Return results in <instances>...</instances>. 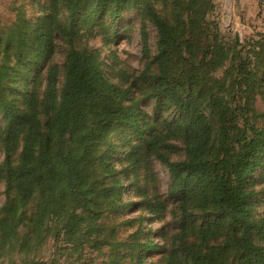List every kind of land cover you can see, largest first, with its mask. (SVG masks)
<instances>
[{
  "label": "trees",
  "instance_id": "1",
  "mask_svg": "<svg viewBox=\"0 0 264 264\" xmlns=\"http://www.w3.org/2000/svg\"><path fill=\"white\" fill-rule=\"evenodd\" d=\"M168 1L173 22L161 18L146 0H46L39 20L31 23L18 16L2 35L0 116L4 128L0 136L7 145L20 135L22 145L18 163L12 164L6 155L1 170L7 199L0 209V249L7 246L27 254L39 243L33 238L53 232L49 237L53 256L47 264H62L61 252L75 256L66 264H80L85 248L116 247L118 242L100 239L106 230L97 223L104 212L120 207L117 201L123 188L112 166L116 150L107 142L110 134L118 133L128 150L123 161L132 169L141 168L143 158H154L168 170V197L179 212L168 263L223 264L227 245L203 249L208 229L225 227L231 232L239 264H264V249L253 241L264 232L252 218L253 193L248 190L251 173L264 163V120L258 126L245 118L264 71L259 78L245 55H233L217 41L215 31L209 34L204 22L209 0ZM137 4L144 5L158 42L153 60L157 72L146 70L135 80L150 86L146 99L155 100L156 114L172 108L183 122L178 129L185 157L180 161L169 160L160 150L159 144L173 131L159 136L145 121L138 103L129 98L131 87L110 84L93 54L69 52L60 91L56 67L46 65L58 34L65 33L71 40L109 9L111 18L117 20ZM92 5L93 11H88ZM60 6L68 16L67 26L59 20ZM142 44L147 54V44ZM257 46L264 51V42ZM227 63L219 77L214 75ZM44 69L45 93L39 108L33 106V94L25 86L33 73ZM9 72L18 74L21 85L17 89L10 88L15 78ZM227 81L230 99L225 95ZM12 94L30 108L16 107L10 101ZM40 110L46 114L45 124L39 119ZM94 166L109 176L93 178ZM31 203L33 209L27 215ZM144 208L150 214L163 210L155 200H147ZM195 219L201 221L199 243L188 240ZM19 227L27 233L20 235ZM136 234L126 244L130 252L141 256L158 249L150 241L140 242Z\"/></svg>",
  "mask_w": 264,
  "mask_h": 264
},
{
  "label": "rangeland",
  "instance_id": "2",
  "mask_svg": "<svg viewBox=\"0 0 264 264\" xmlns=\"http://www.w3.org/2000/svg\"><path fill=\"white\" fill-rule=\"evenodd\" d=\"M209 1L210 9L204 17L209 34L215 31L214 35L217 41L224 44L228 50L232 51L233 55L236 53L245 55L244 57L250 60V66L257 71L260 78L261 72L264 71V51L258 50L257 45L264 42L262 0H260L257 9H253V6L247 3L242 5L241 0ZM146 3L161 18L168 22L174 21L175 15L170 1L146 0ZM45 5L46 0H0V38L18 16H24L31 23L39 20L43 16ZM88 11H93V5L88 7ZM109 11L110 9L96 17L99 19L90 29L87 25L91 24L84 25L80 33L71 40L65 33L56 36L54 51L46 65L47 67L50 65L56 67L57 89L60 91L62 88L64 68L72 49L84 50L93 54L103 76L110 84L122 88L131 87L129 98L138 103L144 112L145 121L159 136H163L169 129L173 131L159 144L160 150L171 161L183 160L185 155L182 131L178 129V127L182 129L183 122L172 108H166L156 114L154 111L155 100L146 99V96L151 93L150 86L135 80L146 70L148 74L157 72V64L153 61L157 54V30L144 12L143 4H137L124 10L117 20L111 18ZM58 17L63 25H68V16L64 6L59 7ZM236 35L238 41L235 40ZM143 41L147 44V54L143 48ZM1 61L2 55L0 54ZM228 64L214 75L219 77ZM8 65L12 66L13 62L10 60ZM45 71L46 69L33 73L25 86L29 95L33 94V101L35 100L33 106L39 108L45 93ZM8 74L11 75V79L15 78V84L10 85V88L17 89L21 85L17 77L18 74L10 72ZM226 83L225 95L230 99L232 97V92L229 89L230 83L228 81ZM10 101L20 110L27 111L30 108L14 94L10 96ZM39 112V119L41 123L45 124L46 114L42 110ZM208 118L212 120L211 115ZM245 118L258 126L264 120V77L258 82ZM168 124L170 126L167 128ZM3 128L4 122L0 116V133ZM20 137L19 135L6 145L0 136V209L7 199L6 185L1 170L6 155L9 156L12 164L18 163L22 145ZM120 138L118 133L110 134L107 137V142L116 150L112 166L117 172L118 184L123 188L121 197L117 201L120 207L117 211L104 212L103 217L97 223L106 230V235L100 239L118 242V246L114 245L112 248L109 245L101 246L95 251L85 248L80 264H179L178 261L168 263L169 253L176 242V226L179 216L176 204L169 199L167 193L170 184L168 170L154 158H143L142 167L137 170L132 169L123 161V156L128 150L126 143ZM131 144L134 143L131 142ZM108 176L102 168L93 167V178L99 179ZM248 190L253 193L252 218L264 232V163L251 173ZM147 200H155L163 210L150 214L144 208ZM32 209L33 203L27 206L26 214L30 215ZM200 225L199 219L192 221L188 237L191 242L199 243ZM18 232L22 235L27 233V230L19 227ZM208 232L207 248L203 251H209L212 246L216 248L225 244L228 248L222 256L223 264H239L238 252L232 248L234 244L230 241L231 232L225 227L208 229ZM134 233H137L136 238L140 242L150 241L158 246V249L141 256H138V252H130L126 248V244L133 240ZM51 236H53V232L42 234L39 240L33 238V242L39 241V243L27 254L17 253L5 246L0 249V264L50 263L49 259L53 256L54 250L51 244L53 241L49 238ZM253 241L264 249V234L254 237ZM54 253L56 252L54 251ZM61 254L63 256L59 258V263H72L75 259V256L69 258L64 253L61 252Z\"/></svg>",
  "mask_w": 264,
  "mask_h": 264
},
{
  "label": "crops",
  "instance_id": "3",
  "mask_svg": "<svg viewBox=\"0 0 264 264\" xmlns=\"http://www.w3.org/2000/svg\"><path fill=\"white\" fill-rule=\"evenodd\" d=\"M241 2H242V5L247 3V4L251 5V6H253V9H257V6H258L260 0L259 1L258 0H241ZM262 7H264V0H262Z\"/></svg>",
  "mask_w": 264,
  "mask_h": 264
},
{
  "label": "water",
  "instance_id": "4",
  "mask_svg": "<svg viewBox=\"0 0 264 264\" xmlns=\"http://www.w3.org/2000/svg\"><path fill=\"white\" fill-rule=\"evenodd\" d=\"M235 40L238 41V36L237 35L235 36Z\"/></svg>",
  "mask_w": 264,
  "mask_h": 264
}]
</instances>
